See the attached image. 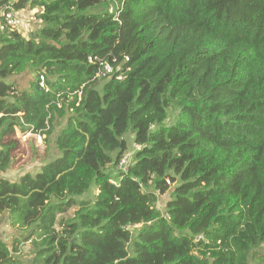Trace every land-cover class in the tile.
Wrapping results in <instances>:
<instances>
[{"label": "trees", "instance_id": "16d2710c", "mask_svg": "<svg viewBox=\"0 0 264 264\" xmlns=\"http://www.w3.org/2000/svg\"><path fill=\"white\" fill-rule=\"evenodd\" d=\"M2 8L34 27L0 29V217L18 231L0 237V264H24L28 241L31 264L264 262V0ZM100 61L123 78L97 76ZM16 128L48 151L10 179Z\"/></svg>", "mask_w": 264, "mask_h": 264}, {"label": "rangeland", "instance_id": "374dc122", "mask_svg": "<svg viewBox=\"0 0 264 264\" xmlns=\"http://www.w3.org/2000/svg\"><path fill=\"white\" fill-rule=\"evenodd\" d=\"M112 5L114 6V4H110L109 8ZM30 15L31 13L29 15L25 14L22 16V18L25 21V26L22 27V31L24 33H28L31 30V28L34 27L31 21L28 22V19L31 17ZM20 82L21 84L25 85L23 81L20 80ZM99 88H101V85H99ZM176 117H177L176 110H171L169 114V118L166 121V124H170L174 122ZM134 137L135 134L132 132H128V134L125 135V139L128 142V150L124 155L128 154L130 157L134 156V152L138 147L137 144H135ZM16 138L21 143L20 148L13 153L14 159H13L12 167L7 172L1 174L2 176L8 177L10 179H16L20 174L27 171L35 173L38 170L42 162V159L47 155V151H48L47 145H45L43 140L44 137L42 138V140H37L33 134L23 135L20 129L16 128ZM118 167L115 166L114 164H111L108 166L107 170L113 174H116ZM169 195L170 193L167 192L166 194L160 196L158 205L161 209L164 208L165 203L169 198ZM92 196H93L92 192L85 195L86 198H90ZM73 212L74 209L70 210L67 214L62 215V218L63 217L65 218V216L66 217L72 216ZM17 233L18 231L13 230L9 226V221L6 214H3L0 217V237L6 241L11 242L13 236ZM262 250H264V247ZM34 251H35L34 246L30 241H28L22 244L21 252L18 257L22 260L24 264H31ZM262 253L264 252H261L260 255H262ZM251 264H258L257 260L254 259V261H252ZM262 264H264V262Z\"/></svg>", "mask_w": 264, "mask_h": 264}, {"label": "built area", "instance_id": "2783aa9c", "mask_svg": "<svg viewBox=\"0 0 264 264\" xmlns=\"http://www.w3.org/2000/svg\"><path fill=\"white\" fill-rule=\"evenodd\" d=\"M122 7V6H121ZM116 7L113 5L109 8L110 12H114L116 14H119L120 11H116ZM120 10V9H119ZM0 17L2 18V21L0 23V29L5 30L6 28H13V29H22V27L25 25L24 19L21 17L19 12H14L12 9L9 8H2L0 9ZM99 75H106L111 77L112 75H115L117 79H122L123 74L121 72V68L118 65H115L113 63H110L108 61H100V67L99 72L97 73V76ZM41 87H45L47 89V83L46 78L43 75L40 76V82ZM30 134V133H28ZM37 140H42L43 136L41 134H35ZM131 160L129 158V155H124L119 162V168L126 169L128 165L130 164ZM169 182V181H168Z\"/></svg>", "mask_w": 264, "mask_h": 264}, {"label": "clouds", "instance_id": "9594fccd", "mask_svg": "<svg viewBox=\"0 0 264 264\" xmlns=\"http://www.w3.org/2000/svg\"><path fill=\"white\" fill-rule=\"evenodd\" d=\"M28 133L33 134L32 132H28ZM28 133H27V134H28ZM25 135H26V134H25ZM28 135H29V134H28ZM33 135H35V134H33ZM35 137H36V136H35ZM36 139H37V138H36Z\"/></svg>", "mask_w": 264, "mask_h": 264}, {"label": "crops", "instance_id": "0c3cea01", "mask_svg": "<svg viewBox=\"0 0 264 264\" xmlns=\"http://www.w3.org/2000/svg\"><path fill=\"white\" fill-rule=\"evenodd\" d=\"M31 18H32V17H30V18L28 19V22L31 21ZM24 26H25V25H24ZM29 135H30V134H29Z\"/></svg>", "mask_w": 264, "mask_h": 264}]
</instances>
